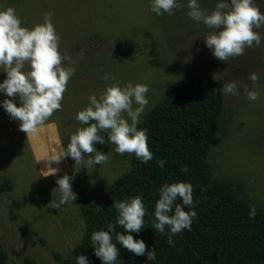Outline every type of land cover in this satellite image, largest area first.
<instances>
[{
  "label": "rangeland",
  "instance_id": "1",
  "mask_svg": "<svg viewBox=\"0 0 264 264\" xmlns=\"http://www.w3.org/2000/svg\"><path fill=\"white\" fill-rule=\"evenodd\" d=\"M216 1L203 0L212 10ZM264 12V0H254ZM13 7L24 26L42 23L44 13H52V23L60 36L59 52L74 75L63 94L61 109L55 111L34 135L18 129L0 108V180L10 179L13 190L0 195V247L9 256L7 264H59L55 255H72L81 242L85 222L81 206L86 197L100 200L107 187L127 171L132 156L118 155L112 145L96 144L108 152V161L93 168L80 166L72 180L73 203L61 210L52 208L59 199L55 180L72 175L74 161L64 158L57 176H42L43 160L66 146L68 136L80 126L74 119L90 94H99L106 85L145 83L148 85V113L169 95L174 84L191 75L214 78L220 87L236 80L252 88L249 73H255L259 96L249 101L241 89L239 96H224V113L219 132L209 152L215 177L243 187L242 196L254 207L264 209V39L259 46L246 48L243 55L221 62L203 44L211 30L184 31L162 23L145 0H0V9ZM202 26V27H201ZM264 36V28L260 29ZM28 70L27 64L25 71ZM112 79L103 80L105 74ZM4 73L0 72V80ZM5 97L0 94V100ZM19 106L18 98H10ZM105 139L107 134H103ZM91 156V153L84 154ZM88 157H84L82 163ZM118 259H122L118 253Z\"/></svg>",
  "mask_w": 264,
  "mask_h": 264
},
{
  "label": "clouds",
  "instance_id": "2",
  "mask_svg": "<svg viewBox=\"0 0 264 264\" xmlns=\"http://www.w3.org/2000/svg\"><path fill=\"white\" fill-rule=\"evenodd\" d=\"M181 6L187 9L186 15L191 21L211 30L202 38L203 44L221 62L243 55L246 48L259 46L264 39L260 32L264 28V12L254 0H216L210 11L201 7L200 0H149V10L157 16L173 15L174 10ZM42 20V23L26 27L13 7L0 9V72L4 73L3 80H0V94L5 97L0 100V108L11 120L18 121V129L26 134V138L36 134L51 115L61 109L63 94L75 72L65 64L68 57L59 52L60 36L51 22L52 13H44ZM101 78L105 81L112 79L109 73ZM248 79L252 88L229 80L222 84L221 91L225 95L239 96L242 89L249 101H255L259 96L254 88L257 75L249 73ZM148 92L147 84L129 81L106 85L99 94L87 97L86 105L74 117L80 126L68 136L67 145L54 146V152L37 160L44 162L41 170L44 177H56L59 169L53 165L64 158L70 157L74 161L73 174L65 173L55 180L59 199L51 201L52 208L61 210V206L76 199L72 180L80 166L93 168L108 161V152L98 150L96 144L112 145L111 150L116 154L127 153L141 163L153 158L147 143L148 130L138 128L149 107ZM10 98H18L19 106ZM104 133L107 134L106 139ZM82 153L92 155L82 156ZM84 157L88 159L82 163ZM164 163L163 159H157L159 167ZM181 170L186 171V166ZM192 191V185L184 181L164 183L157 188L158 199L150 214L154 218L151 227L155 232L166 234L169 246L174 244V235L182 230H191L196 216ZM111 206L117 212L115 226L122 227L124 231H116L111 222L106 228L94 230L90 235L94 256L101 264H124L117 258L122 247L155 264V250L149 248L146 251L145 242L138 236L148 214L142 196L113 202ZM248 215L250 219L256 216L254 206L249 207ZM133 233L137 234L136 239ZM75 264H89V260L85 255H77Z\"/></svg>",
  "mask_w": 264,
  "mask_h": 264
},
{
  "label": "trees",
  "instance_id": "3",
  "mask_svg": "<svg viewBox=\"0 0 264 264\" xmlns=\"http://www.w3.org/2000/svg\"><path fill=\"white\" fill-rule=\"evenodd\" d=\"M145 1L149 5V0ZM200 4L204 8L203 0ZM186 12L187 9L181 6L173 15L159 17L169 27L179 25L186 32L203 31ZM223 113L224 96L214 78L191 75L176 82L165 100L138 125V128L148 130L147 143L153 158L141 163L132 156L127 171L107 187L100 200L84 199L81 206L85 222L83 238L72 255H55L59 264H75L77 255H85L89 264H101L93 254L91 233L106 228L110 222L115 226L117 212L111 206L113 202L136 195L142 196L148 213L138 236L145 242L146 251L149 248L155 250V264H264V209L255 207L256 216L250 219L251 205L242 196V185L215 177L209 162V152L223 121ZM157 159L165 161L163 167L157 165ZM184 166L186 171L181 170ZM176 181L192 185L196 216L191 230L174 235V244L169 246L166 234L155 232L151 227L154 218L150 214L158 199L157 188ZM12 190L10 179L0 180V195ZM115 230L124 231L119 226H115ZM133 238H137L136 233ZM119 251L124 264H153L144 256H135L122 247ZM8 260V253L0 247V264H7ZM25 264L36 262L25 258Z\"/></svg>",
  "mask_w": 264,
  "mask_h": 264
}]
</instances>
